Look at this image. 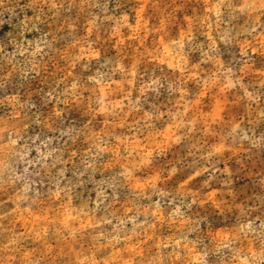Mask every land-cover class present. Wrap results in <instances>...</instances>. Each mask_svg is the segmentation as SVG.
Returning a JSON list of instances; mask_svg holds the SVG:
<instances>
[{"label":"rangeland","instance_id":"rangeland-1","mask_svg":"<svg viewBox=\"0 0 264 264\" xmlns=\"http://www.w3.org/2000/svg\"><path fill=\"white\" fill-rule=\"evenodd\" d=\"M0 264H264V0H0Z\"/></svg>","mask_w":264,"mask_h":264}]
</instances>
